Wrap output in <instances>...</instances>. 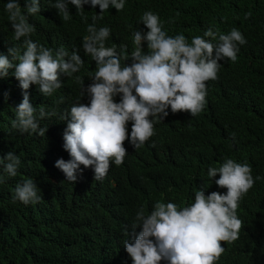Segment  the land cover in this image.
I'll list each match as a JSON object with an SVG mask.
<instances>
[{
  "label": "clouds",
  "instance_id": "9594fccd",
  "mask_svg": "<svg viewBox=\"0 0 264 264\" xmlns=\"http://www.w3.org/2000/svg\"><path fill=\"white\" fill-rule=\"evenodd\" d=\"M124 6L125 0H0V77L10 69L9 80L16 78L24 90L12 84L22 99L11 126L53 138L52 167L73 197L71 221L100 223L95 237L104 242L102 264H243L234 247L246 222L243 205L257 206L264 196L261 157L210 151V161L177 175L180 180L157 195L162 180L143 172L136 187L157 183L155 196L121 210H112L120 178L109 171L162 154L170 144L150 139L158 123L212 134L207 126L220 120L228 100L236 103L231 94L241 96L245 88V69L233 64L247 41L237 28L171 36L157 13L146 10L156 7L144 8L133 23ZM70 78L74 88L66 104L56 92ZM30 85H38V109L30 103ZM55 112L60 121L52 120ZM214 137L194 139L189 150L178 145L184 160H198ZM20 164L11 151L0 157L9 177ZM38 192L27 178L13 200L37 203ZM107 213L111 221L104 220Z\"/></svg>",
  "mask_w": 264,
  "mask_h": 264
},
{
  "label": "trees",
  "instance_id": "16d2710c",
  "mask_svg": "<svg viewBox=\"0 0 264 264\" xmlns=\"http://www.w3.org/2000/svg\"><path fill=\"white\" fill-rule=\"evenodd\" d=\"M159 4L161 6L156 12ZM124 7L126 18L133 23L143 14L144 8L156 7L146 10L157 13L163 29L171 36L196 35L208 28L227 34L232 28H237L247 43L239 46V59L233 65L237 71L245 69L246 80L241 96L237 91L231 94L236 103L228 100L219 111L220 120L207 126L215 134V140H208L212 147L207 153L199 155L198 160H184L178 145L189 150V142L212 134L205 133L201 128L180 133L175 125L172 130L166 125L156 124L151 141L170 145L152 162L140 159L110 169L111 176L120 178L116 192L112 193L118 204H114L112 210L151 202L168 184L179 181L180 174L185 176L195 172L196 165L210 161L213 158L210 151L213 150L221 153L225 150L236 158L251 154L261 157L263 164L258 175L264 183V0H125ZM249 12L251 15L246 18L245 14ZM144 29L147 30L146 27ZM9 75L10 69L7 76L0 77V157L11 151L19 156L21 164L15 177H9L0 166V176L4 178V182L0 183V264H102V253L98 251L104 242L95 237L101 230L100 223L93 222L87 226L71 221L74 207L68 203L73 197L68 196L69 187L56 177L52 167L53 138L46 132L43 137L21 134L11 126L16 106L22 99V96L15 95L13 85L20 92L24 90L16 78L9 80ZM37 87L30 85L27 92L30 103L38 109L42 102L38 104L33 95ZM73 88L72 78L66 79L56 92L59 100L62 97L67 104ZM11 105L14 106V113ZM55 113L51 116L52 120L60 121L61 113ZM140 149L145 150L146 147ZM143 172L162 180L158 182L155 195L157 183L147 189L136 187ZM53 177L56 179L53 180ZM27 178L34 180L41 199L25 205L13 200V196L17 184ZM243 206L246 222L237 241L239 243L235 244L234 256L240 253L243 264H263L264 196L257 206ZM104 220L111 221V214L107 213ZM72 251L77 257L70 256ZM114 259L122 262L121 257Z\"/></svg>",
  "mask_w": 264,
  "mask_h": 264
}]
</instances>
